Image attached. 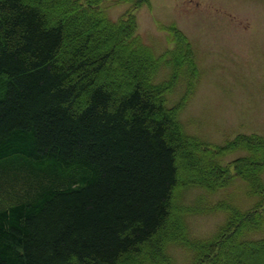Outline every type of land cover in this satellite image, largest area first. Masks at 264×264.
I'll use <instances>...</instances> for the list:
<instances>
[{
	"label": "trees",
	"instance_id": "trees-1",
	"mask_svg": "<svg viewBox=\"0 0 264 264\" xmlns=\"http://www.w3.org/2000/svg\"><path fill=\"white\" fill-rule=\"evenodd\" d=\"M122 1L132 6L114 20L107 8ZM149 2L0 0V264H175L172 243L200 250L194 264H264V198L246 212L220 204L223 227L187 237L177 212L202 209L176 211L180 175L216 190L229 171L219 156L243 149L236 175L260 194L264 143L185 131L186 101L169 93L181 78L189 90L195 63L181 38L177 68L159 66L135 14Z\"/></svg>",
	"mask_w": 264,
	"mask_h": 264
},
{
	"label": "rangeland",
	"instance_id": "rangeland-1",
	"mask_svg": "<svg viewBox=\"0 0 264 264\" xmlns=\"http://www.w3.org/2000/svg\"><path fill=\"white\" fill-rule=\"evenodd\" d=\"M110 4L107 11L114 20L124 17L132 6L129 1ZM135 14L142 40L158 55L164 53L159 66L177 68L170 57L171 52L179 50L181 42L195 63L189 90H186L187 79L177 80L168 102L172 106L181 98L186 101L179 118L188 134L212 145H224L228 140H233L231 145H234L242 134L264 141V0H150ZM101 37V32H96L94 39ZM181 38L183 41L179 44ZM167 72L160 70L156 80L167 77ZM172 77L173 74L168 79ZM126 80L128 84L131 81ZM245 151H229L219 156L218 160L229 171L225 182L211 181L220 185L216 190L187 188L184 175H180L181 181L174 192L176 211L178 206L202 209L196 213L177 212L182 215L189 233L187 237L210 238L218 232L227 221V213L220 204L230 201L239 211L246 212L262 201L264 166L259 176L263 187L260 194L236 175L233 162L240 156L246 157ZM199 198L204 204L197 203ZM260 209L264 210V201ZM164 250L175 264H194L195 252L200 251L173 243L167 244Z\"/></svg>",
	"mask_w": 264,
	"mask_h": 264
}]
</instances>
